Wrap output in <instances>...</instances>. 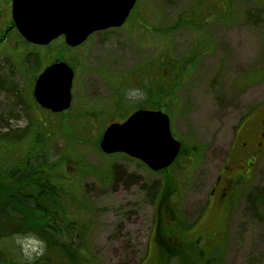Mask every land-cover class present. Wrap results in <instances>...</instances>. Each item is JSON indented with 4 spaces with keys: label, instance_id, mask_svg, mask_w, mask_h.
Returning a JSON list of instances; mask_svg holds the SVG:
<instances>
[{
    "label": "rangeland",
    "instance_id": "rangeland-1",
    "mask_svg": "<svg viewBox=\"0 0 264 264\" xmlns=\"http://www.w3.org/2000/svg\"><path fill=\"white\" fill-rule=\"evenodd\" d=\"M136 3L119 28L93 33L63 53L62 39L45 48L51 57L59 51V57L64 55L74 68L71 105L63 113L53 114L32 99L31 82L37 71L24 58L36 52L38 66H43L40 59L47 57L45 52L32 44L21 47L10 38L0 52V134L12 132L30 143L31 131L45 123L44 128L53 132L46 143L50 161L67 148L85 163L112 173L103 183L89 173L71 180L86 208L79 219L89 223L85 250L98 264L154 263L153 201L167 176L178 190L170 202L177 217L170 218L188 229L185 237L196 239L205 251L220 247L223 264H264V196L256 197L255 212L248 203L249 196L264 189V152L228 188L226 196L232 198L228 214L221 215L217 203L204 206L218 171L231 160L232 130H238L250 110L264 102V0ZM1 15L3 28L6 17ZM178 20L181 24L174 28ZM193 57L194 64L186 65L183 78L173 87L175 72L168 68ZM161 80L162 88L171 85L174 99H163L160 108L169 116L172 136L185 153L167 174L152 172L122 154L101 153L96 144L101 131L122 121L135 106L146 105V92ZM3 247L13 262L33 261L44 253L42 241L33 235L9 238L0 250Z\"/></svg>",
    "mask_w": 264,
    "mask_h": 264
},
{
    "label": "trees",
    "instance_id": "trees-1",
    "mask_svg": "<svg viewBox=\"0 0 264 264\" xmlns=\"http://www.w3.org/2000/svg\"><path fill=\"white\" fill-rule=\"evenodd\" d=\"M187 23L189 21L185 20V24ZM180 24L181 20H178L174 28ZM19 39L23 45H30L21 37ZM45 48L47 47H40L45 52L44 55H47L40 59L41 65L44 66L56 59L68 62L64 55L59 57V51L63 53L66 50L62 42L60 50L55 54L56 57H51L49 51H46L48 49ZM24 59L25 63L33 62L32 67L37 73L43 67L38 66L36 52H29ZM193 59L194 57L190 60H177L180 66L168 68L175 72L173 87H176L177 82L183 78L186 65L194 64ZM37 73L33 75L31 85ZM161 82L162 80L159 86L149 88L146 92V105L141 103L131 110L161 109L163 99H174L171 85L168 89H164ZM87 114L91 115L88 112ZM124 116L126 114L122 117ZM44 126L47 127L45 123L44 125L39 123L34 127L31 131L30 143H24L12 132L0 134V245L9 238L33 235L40 239L44 246L42 257L24 263L13 262L10 251L7 247H3L0 250V264H98L85 250L84 237L89 229V223L79 219V216L86 212V208L81 206L77 199L71 180L76 174L89 173L97 176L103 183L112 173L102 172L98 167L85 163L67 148L59 150L54 160L50 161L46 152V143L52 139L53 132L49 128L45 129ZM8 139L13 140V143L7 144ZM99 139L100 136L96 140L97 145ZM19 146L21 148L18 151ZM184 153L185 149L182 147L180 154ZM169 169L160 170L158 173L167 174ZM117 174L118 172L114 170L113 175ZM164 179L165 183L156 196L154 193L157 252L153 264H223V251L220 247L203 250L196 239L185 237V232L188 230L186 227L181 226L174 218H170L177 217V212L170 202L172 198L174 200L178 197V190L174 180L168 176ZM6 181L7 186L4 187L2 183ZM230 195L222 199L221 215L228 214L232 209ZM255 195L248 198V203L254 212L258 209L257 198L264 196V189H260ZM71 216L72 222L70 218L71 223L67 226L66 221ZM64 226L67 228L62 229ZM205 242L211 244L208 240Z\"/></svg>",
    "mask_w": 264,
    "mask_h": 264
},
{
    "label": "water",
    "instance_id": "water-1",
    "mask_svg": "<svg viewBox=\"0 0 264 264\" xmlns=\"http://www.w3.org/2000/svg\"><path fill=\"white\" fill-rule=\"evenodd\" d=\"M136 0H12V19L29 43L47 45L59 36L75 47L96 31L120 27ZM73 71L57 61L36 78L33 98L53 113L71 103ZM104 154L123 153L141 161L153 172L170 166L180 151V142L170 132L168 116L161 111L139 109L124 122L106 127L99 142Z\"/></svg>",
    "mask_w": 264,
    "mask_h": 264
},
{
    "label": "flooded vegetation",
    "instance_id": "flooded-vegetation-1",
    "mask_svg": "<svg viewBox=\"0 0 264 264\" xmlns=\"http://www.w3.org/2000/svg\"><path fill=\"white\" fill-rule=\"evenodd\" d=\"M11 2L12 0H0V18L4 13L6 24L8 23L0 28V52L5 48L8 37L19 36L12 21ZM255 111H259L256 116ZM229 151L232 153L231 160L228 163L224 162L218 171L206 196L205 207L214 203L221 205L228 188L236 181L237 176L249 172L250 167L261 158L264 152V102L250 110L238 130L237 128L232 130ZM5 184L7 186V181Z\"/></svg>",
    "mask_w": 264,
    "mask_h": 264
}]
</instances>
